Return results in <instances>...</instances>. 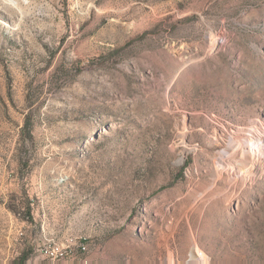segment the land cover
Listing matches in <instances>:
<instances>
[{
    "label": "rangeland",
    "instance_id": "374dc122",
    "mask_svg": "<svg viewBox=\"0 0 264 264\" xmlns=\"http://www.w3.org/2000/svg\"><path fill=\"white\" fill-rule=\"evenodd\" d=\"M71 241L264 264V0H0V264Z\"/></svg>",
    "mask_w": 264,
    "mask_h": 264
},
{
    "label": "built area",
    "instance_id": "2783aa9c",
    "mask_svg": "<svg viewBox=\"0 0 264 264\" xmlns=\"http://www.w3.org/2000/svg\"><path fill=\"white\" fill-rule=\"evenodd\" d=\"M39 254L53 264L89 263L87 247L83 242L53 243L40 248Z\"/></svg>",
    "mask_w": 264,
    "mask_h": 264
},
{
    "label": "bare ground",
    "instance_id": "6f19581e",
    "mask_svg": "<svg viewBox=\"0 0 264 264\" xmlns=\"http://www.w3.org/2000/svg\"><path fill=\"white\" fill-rule=\"evenodd\" d=\"M202 256H203L202 253L199 252L195 259L202 260ZM82 264H87V263H82Z\"/></svg>",
    "mask_w": 264,
    "mask_h": 264
}]
</instances>
